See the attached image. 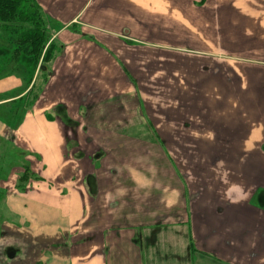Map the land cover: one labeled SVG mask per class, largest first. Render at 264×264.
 <instances>
[{
  "label": "rangeland",
  "instance_id": "374dc122",
  "mask_svg": "<svg viewBox=\"0 0 264 264\" xmlns=\"http://www.w3.org/2000/svg\"><path fill=\"white\" fill-rule=\"evenodd\" d=\"M113 1H95L85 5V13L79 16L77 24L71 29L89 32L86 34L89 41L92 33L98 35L103 34L102 29L113 30L126 44L139 45L128 52L131 62H137L138 57L134 56L145 60L141 75L144 80L142 89L146 92L151 112L156 116L157 112H162V124L169 127L174 121L178 125L177 130L173 129L171 133L157 131L158 135L149 126L150 121L145 119L146 122H142L149 124L150 129L130 131V138L125 142L118 131L97 133L99 139L110 142L105 146L83 145L78 150L71 141L72 145L65 156L68 161L73 160L75 165H79L81 172L62 174L56 182L51 178V166L49 171L41 167L33 171L31 159L22 155L8 139H0V177L16 174L17 189L20 191L41 184L40 177H43L46 185L61 188L62 198H67L68 202L70 200V214L63 213L61 209V212H53L46 208L40 212H34V209L25 213L17 212L21 215L19 220L31 215L33 228L30 230L35 232L34 236L40 233L48 236L57 227L65 228L69 221L75 223L70 232L76 231L75 240L82 242L83 255L80 258L77 255L73 257L67 252L68 246L60 245L63 252H59L52 250L50 245L49 251H42L44 257L40 264H101L100 248L91 244L106 239L118 240L121 244L123 241L127 251V239L131 237L129 241L132 243V238H136L141 230H136V221L144 219L147 207L151 208L155 203L157 207L153 214L162 208L159 205L163 206L159 214H164L170 207L176 208L172 216L161 224L165 228L159 229L162 230L160 242H169L164 240L176 236L178 242H182L181 251L186 253L183 259L188 258V264H213L210 258L218 254V248H214L216 245H206L211 240L201 234V227L193 225L194 216L189 212L186 214L184 210L190 206V188H193L192 201L197 208H202L198 198L209 199L211 203L220 197L221 192L230 200L241 189L248 195L255 187L259 188L254 199L264 204V141L259 140L262 144L256 157H239L237 154L240 149L235 147V144L239 147L243 143L239 139L248 126L258 131L257 136H264V18L261 21L250 19V3H231V0L208 5L182 0L171 3H167L169 0H159V3L140 0L141 3L136 4L132 0H128L130 3ZM60 5L62 8L66 6ZM55 6L49 4L52 13H44L46 26L51 31L62 24L61 16L68 12L63 10L61 14L55 10ZM54 12H57L56 17ZM53 41L48 52L52 51L55 55L59 53V46ZM137 50H142V53ZM40 58L34 71L49 62L41 63ZM1 69L6 74L14 71L26 73L13 60L0 57V74ZM46 73L45 70L44 75ZM129 78L133 80L134 77L131 74ZM170 135L173 136L171 139ZM169 140L172 141L165 145L164 150L163 142ZM157 142L163 144L162 150ZM230 152L237 157V161L227 160ZM173 153L185 162L184 167L178 164L175 155L171 156ZM96 154L99 156L96 157ZM101 164L103 172L97 178V174L90 172L94 171V165L101 167ZM112 165L119 169L116 176L105 171ZM125 171L133 175L134 180H124ZM176 173L178 176L185 173L181 176L183 186L174 178ZM71 176L75 178L70 179ZM135 182H139V185ZM203 187L210 188L213 195L199 196ZM111 200H115L118 205L109 207ZM214 209L218 211L217 207ZM262 211L248 213L246 209L236 207L233 214L237 216L238 222L251 219L264 222ZM214 216L221 215L214 213ZM124 219L134 223L136 228L128 222L124 223ZM151 219L147 216L146 222ZM96 222L102 227L96 228ZM210 225L213 227L216 223L212 220ZM200 235L205 239L201 240ZM202 241L206 244H202ZM66 243L70 244L69 241ZM115 246L112 249H116L113 253L114 258H117L118 253L123 252ZM75 248L78 249L77 245ZM148 251H153V247H149ZM257 256H261V252ZM225 261L231 263V260Z\"/></svg>",
  "mask_w": 264,
  "mask_h": 264
},
{
  "label": "crops",
  "instance_id": "0c3cea01",
  "mask_svg": "<svg viewBox=\"0 0 264 264\" xmlns=\"http://www.w3.org/2000/svg\"><path fill=\"white\" fill-rule=\"evenodd\" d=\"M36 1L44 13H52L49 4H56L55 10L60 13L68 10L61 16L62 24L52 31L49 30L51 40H55L59 46V53L44 65L41 73L40 70H36L29 77L19 72L0 74V139H8L15 148L22 152V155L31 159L33 171L38 167L49 171L51 166L53 171L51 178L55 182L62 174L66 175L74 171L78 174L81 172V167L75 165L73 160L68 161L65 156L72 145L71 141L78 150L85 145L87 147H95L99 144L105 146L110 142L99 139L97 133L105 134L112 131L122 133L123 141L129 140L130 131L150 129L149 124L142 122H146L145 119L150 121L149 126L152 130L170 133L177 130L178 125L174 121L169 127L162 124V112H157L158 117L151 112L148 99L145 97L146 92L142 89L144 80L141 75L142 69H145V60L143 57L140 60V56H134L138 57V60L136 63L131 62V55L128 52L139 45L126 44L113 30L102 29L103 34L98 35L92 33L91 41H89L86 38L89 32L71 29L75 23L77 24L79 16L85 13V5L95 1L103 3L108 0H100V2L99 0ZM132 1L135 4L136 2L141 3L140 0ZM160 1L148 0V3H159ZM174 1L169 0L167 3ZM184 1L203 5L222 2L221 0H182L181 2ZM116 2L130 3L128 0H116ZM229 2L250 3L251 16L249 18L257 21L264 18V0H231ZM60 4L66 6L62 8ZM56 14L57 12H54L53 15L56 17ZM255 26L257 27V24ZM45 70L47 73L44 77ZM131 74L134 77L133 80L129 78ZM18 116H20L19 120L16 118ZM4 118L9 120L12 118V120L5 121ZM257 132L249 126L247 130L245 129L243 136L239 139L243 143L239 147L235 144V147L240 149L237 154L239 157H256L259 153L258 149L261 148L264 136H257ZM116 136L119 135L116 134ZM172 137L170 135L169 138ZM229 155L227 160L237 161V157H234L232 152ZM185 156L188 159V151ZM102 166V164L101 167L94 165V171L90 173L97 174L95 175L97 178L100 177L103 172ZM44 170H42L43 175H45ZM105 171L114 176L119 174V169L113 165L110 168L107 167ZM123 173L124 180H134L133 175H129L126 171ZM42 178L40 177L41 184L37 183L20 191L17 189L16 174L9 173L0 177V264H40L41 258L44 257L42 251L44 253L49 251L50 245L53 246H51L52 250L59 252H63L59 248L60 245L68 246L67 252L73 257L77 255L80 258L83 255L82 242L75 240L76 231L73 233L71 230L70 232L71 227L72 229L75 227V223H71L73 221L67 222L65 228L53 229L48 236L42 233L34 236L35 232L30 230L33 228L31 215L19 220L21 215L17 212L25 213L33 209L34 212H40L43 208L53 212H59L61 209L63 213H71L68 206L70 200L68 202L67 198H62L61 188L46 185ZM74 178V176L70 177V179ZM177 182L181 184L179 180ZM135 184L139 185V182ZM258 188L255 187L254 191L248 195L241 189L237 196L230 199L233 201L228 200L221 192L219 201L217 199L209 203V199L206 201L198 198L197 201L202 208H197L196 203L192 201L194 191L190 188L193 225L201 227V234L205 237L207 235L211 240L209 244L205 241L200 243L210 247L216 245L214 248L217 247L219 251L214 257H208L213 259V264H264V222L252 219L238 222L237 216L233 214L236 207L246 209L248 213H259L264 209V204L257 203L254 199ZM204 194L210 197L213 192L210 188L203 187L198 195ZM214 207H217L218 211ZM205 212L208 214L204 215ZM214 213H220L221 218L214 216ZM212 220L216 226L211 227L210 221ZM97 224L96 222V228L102 227ZM205 231L207 234L204 233ZM205 237L202 236L203 239H200L204 240ZM178 239L176 236L171 239L167 238L164 241L169 242H163V244L159 242L158 249L156 247L153 251L145 252L138 250V246L133 245L128 239L129 249L127 251L124 248L126 243L122 241L121 244L118 240L95 241L96 244L93 243L91 246L98 245V249L100 248L101 264H188V258L183 259L186 253L184 251L182 253L180 247L182 242L179 243ZM200 239L198 241H201ZM68 241L69 245L66 243ZM42 244L45 246L41 250ZM76 245L78 249L75 248ZM113 245L123 252L118 253L117 258H114L113 252L116 249H112ZM107 247L108 250L104 251ZM238 249L241 250L238 252ZM210 251L213 250L210 249ZM260 252L261 256L258 257L257 253ZM210 255L214 254L210 253ZM225 260H231V263Z\"/></svg>",
  "mask_w": 264,
  "mask_h": 264
},
{
  "label": "trees",
  "instance_id": "16d2710c",
  "mask_svg": "<svg viewBox=\"0 0 264 264\" xmlns=\"http://www.w3.org/2000/svg\"><path fill=\"white\" fill-rule=\"evenodd\" d=\"M53 42L44 20V12L36 0H0L1 58L13 60L29 77L40 56L41 63L52 60L54 53L48 51ZM44 65L40 66V72ZM1 75H6L3 69ZM19 117L16 118L19 120Z\"/></svg>",
  "mask_w": 264,
  "mask_h": 264
},
{
  "label": "flooded vegetation",
  "instance_id": "af4514ba",
  "mask_svg": "<svg viewBox=\"0 0 264 264\" xmlns=\"http://www.w3.org/2000/svg\"><path fill=\"white\" fill-rule=\"evenodd\" d=\"M154 131H156V130H154ZM157 132V131H156ZM157 134L159 135V133L157 132ZM163 142V141H162ZM169 142H170V140L169 141H166V142H163L164 143V145L163 144H161V143H159V142H157V144H159L160 145V147L163 145V147H164V150H166V147H165V145H167V144H169ZM161 150H162V147H161ZM167 153V152H166ZM173 155H175V157L176 158H178L177 160H178V164L180 165H184V162H182V161H180V159H179V157H177L176 156V154L175 153H173L171 156L172 157H174ZM97 156H99V154L97 155L96 154V157ZM169 156V158H170V160H171V156H170V154L168 155ZM167 159V161L168 162H170V160L168 159V158H166ZM174 160H175V158H174ZM178 166V165H177ZM184 167V166H183ZM171 169H174V168H172V166H171ZM174 171H175V169H174ZM174 173V172H173ZM183 174H185V173H181V175L180 176H178V174L176 173V175H175V177L174 178H176L177 180H179V182H181V184H182V186H183V182H182V180H183V177H181ZM180 177V178H179ZM188 177V176H187ZM205 199V198H204ZM111 201H115V200H111ZM116 202V201H115ZM118 205V203H116V204H114V205H108L109 207H115V206H117ZM160 207H162L161 205H159ZM156 207H157V203H155L154 205H152V207L151 208H148L147 207V213L146 214H143L144 215V219H140V220H138V221H136V223L135 224H137V228L135 227V224L134 223H130L129 222V220H127V219H124V223H126V222H128V224L131 226V227H133V228H136V230L138 229H141V230H139V232H138V235L136 236V238H132V240H133V242H132V244L133 245H135V246H138V250H142L143 252H145V251H148V248L150 247V248H152L153 247V250H154V248H156L157 247V249H158V246H159V242H160V237H159V234H160V232L162 231V230H159L160 228H162L163 226L161 225V224H163V222H165L166 221V218H168L169 216L171 217L172 216V212L174 211H176V208L175 207H170L167 211H164V214L162 213V214H159V212L158 213H156V214H153V210H156ZM185 207L187 208V205H185ZM163 209V207L162 208H160L159 210H162ZM165 210V209H164ZM163 211V210H162ZM185 211V213L187 214V212H189L191 215H192V210H191V205L189 206V209L188 210H184ZM217 212V211H216ZM147 216H148V218H152L151 219V221H149V222H146V219H147ZM182 217H183V215H181ZM183 219V218H182ZM142 225H143V227H142ZM115 226V225H114ZM160 226V227H159ZM126 228V227H125ZM163 228H165V227H163ZM166 228H168V227H166ZM146 229H148L147 231H148V233H146ZM124 230V229H123ZM135 230V229H134ZM115 231V230H114ZM131 239V237L130 238H128V240H130ZM105 250H108V247L106 248V249H104V251Z\"/></svg>",
  "mask_w": 264,
  "mask_h": 264
},
{
  "label": "water",
  "instance_id": "95a60500",
  "mask_svg": "<svg viewBox=\"0 0 264 264\" xmlns=\"http://www.w3.org/2000/svg\"><path fill=\"white\" fill-rule=\"evenodd\" d=\"M114 204H116L115 201H111L110 205H114Z\"/></svg>",
  "mask_w": 264,
  "mask_h": 264
}]
</instances>
